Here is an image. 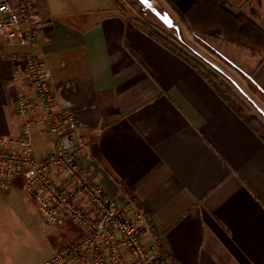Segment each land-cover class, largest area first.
Returning a JSON list of instances; mask_svg holds the SVG:
<instances>
[{"label":"crops","instance_id":"crops-1","mask_svg":"<svg viewBox=\"0 0 264 264\" xmlns=\"http://www.w3.org/2000/svg\"><path fill=\"white\" fill-rule=\"evenodd\" d=\"M36 1L42 17L37 49L61 111L80 120L87 143L82 163L92 178L108 194L141 204L161 239L160 252L181 264H264V132L109 0ZM158 2L179 17L192 0ZM229 8L252 16L264 30V0H229ZM189 38L234 65L227 70L212 60L234 83L230 71L239 73L264 104V55L246 50L251 60H239L240 47L235 57L222 51L232 49L223 37L190 32ZM172 40L205 63L184 39ZM20 52L0 41V137L18 135L20 99L35 97L22 60L14 59ZM30 118L39 121L42 114ZM38 124L35 149L42 157L54 140ZM43 221L23 179L0 192V264H50L81 235L66 220ZM59 228L62 243L49 241ZM41 229L49 236L46 252Z\"/></svg>","mask_w":264,"mask_h":264},{"label":"built area","instance_id":"built-area-1","mask_svg":"<svg viewBox=\"0 0 264 264\" xmlns=\"http://www.w3.org/2000/svg\"><path fill=\"white\" fill-rule=\"evenodd\" d=\"M41 23L36 0H0V41L21 50L14 59L22 60L35 91L34 99H20L18 135L0 137V192H11L21 178L26 192L37 197L45 222L66 220L80 230L50 264H181L160 252L161 239L141 204L108 194L83 165L87 143L81 123L61 111L46 60L37 49ZM35 112L42 120L30 118ZM38 123L54 140L53 151L42 157L35 149Z\"/></svg>","mask_w":264,"mask_h":264},{"label":"trees","instance_id":"trees-1","mask_svg":"<svg viewBox=\"0 0 264 264\" xmlns=\"http://www.w3.org/2000/svg\"><path fill=\"white\" fill-rule=\"evenodd\" d=\"M111 1L115 3V6H120L115 0ZM178 19L179 24L185 26L197 38L223 37L229 44L247 49L255 55H264V30L252 16L233 13L229 8V0H192L188 9L179 14ZM133 22L153 40L189 63L203 76L223 101L252 128H255L259 133L264 132V125L255 116L254 108L247 104L248 101L249 103L253 102L247 97H245L247 102L243 100L241 95L234 90L232 86L234 82L231 79L223 76L213 66L193 59L182 45L173 42L175 34L170 31L161 29L146 19L137 18ZM175 37L183 41L180 35H175Z\"/></svg>","mask_w":264,"mask_h":264},{"label":"rangeland","instance_id":"rangeland-1","mask_svg":"<svg viewBox=\"0 0 264 264\" xmlns=\"http://www.w3.org/2000/svg\"><path fill=\"white\" fill-rule=\"evenodd\" d=\"M115 1L118 2V4L121 3L120 6H118V8L119 9L122 8L123 11L125 10V15H127L129 18H133L134 20L137 19V18H141V19H144V20L146 19L147 21L153 23L154 25L160 27L161 29H165L164 26L155 18V16H153L150 12H148L147 10L144 9V7L139 3V0H115ZM110 2L113 5H115V3H113L111 0H109V3ZM106 4H108V2H106ZM160 9H161V6H160ZM161 11L166 12L163 8L161 9ZM170 15L173 18V20L175 21V23H177L176 25H179L180 33H181L180 36L184 39V41L187 44H189L191 46L190 47V46L186 45V48L190 51V53L194 54L195 56L200 58L203 62H205L207 64H210L211 66L214 65L212 63V60H213L214 62H217L218 64H220V67L226 68L227 70H231L230 64L227 61H225L222 57L216 56L213 52H211L212 50L210 51L208 48H203L202 45L200 44V42L196 41L194 38H189L190 31L185 26L179 24V19H178V16H177L176 13L172 12ZM130 21L132 22V19H130ZM41 25H42V23H41ZM172 31L175 32V29H173ZM228 46H230L229 48H232V49L225 50L226 49V47H225V48L222 49V51H226L225 53H227L228 55H231L230 53L232 52V56L235 57V54L233 53V50H235L237 48V46L235 47L232 44L228 45ZM246 50L247 49H241L240 48L241 53L239 55H237L239 60L240 59L241 60H244V59L251 60V55H245V54H250L249 52H251V51L248 50L249 51L248 52ZM235 52H238V51H235ZM233 59H236V58H233ZM233 71H230V72H232L234 74V76H235V82L236 83H233V84L231 83L233 88H234V90L238 94L241 95V97L243 98L244 101H246L247 99L248 100L253 99L254 101L251 100L253 103H249V101L248 102L246 101L247 104L248 105H252V108H254V111L256 112V114L260 115L263 118V120H264V117L261 115V113H264L263 101L259 100V97L256 96L257 94L254 93L252 90H249V88L245 86V84L243 82L244 81L243 77L239 73H236L235 71L234 72ZM223 76H225V75H223ZM34 94H35V91H34ZM245 97H247V99ZM36 136H37V134H36ZM53 149H54V147L52 148V150L50 152H52ZM46 154H48V153H46ZM25 192H26V190H25ZM26 194H29V193L26 192ZM5 195H8V194H5ZM38 220H40V218H38ZM68 225L70 227L72 226V228H74V224L73 223H68ZM22 226H23V223H22ZM48 229H50V228H48ZM62 230H64V229L59 228V233L57 235H55V236L53 235L54 238H50L49 241H53V243H56V242L62 243L61 242V238H62V233L64 232ZM74 231H75V228L73 230V233H74ZM40 233H41V236L44 239L47 240V243H43L42 242L40 244V246L42 248V251L46 252L48 250V248H49V245H48V243H49L48 242V237L49 236H48L46 230L41 229Z\"/></svg>","mask_w":264,"mask_h":264},{"label":"water","instance_id":"water-1","mask_svg":"<svg viewBox=\"0 0 264 264\" xmlns=\"http://www.w3.org/2000/svg\"><path fill=\"white\" fill-rule=\"evenodd\" d=\"M139 3L145 10L150 12L155 18L164 26L168 31H171L175 35H181L180 28L175 24V21L168 12L160 11V3L157 0H139ZM175 29V32L172 31ZM264 116V113H261Z\"/></svg>","mask_w":264,"mask_h":264},{"label":"flooded vegetation","instance_id":"flooded-vegetation-1","mask_svg":"<svg viewBox=\"0 0 264 264\" xmlns=\"http://www.w3.org/2000/svg\"><path fill=\"white\" fill-rule=\"evenodd\" d=\"M160 11H161V9H160ZM161 12H164V11H161Z\"/></svg>","mask_w":264,"mask_h":264}]
</instances>
